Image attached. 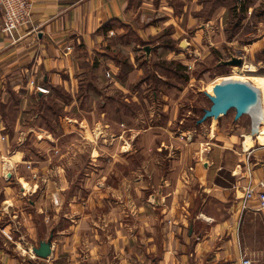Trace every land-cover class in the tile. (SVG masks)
<instances>
[{"label": "crops", "instance_id": "0c3cea01", "mask_svg": "<svg viewBox=\"0 0 264 264\" xmlns=\"http://www.w3.org/2000/svg\"><path fill=\"white\" fill-rule=\"evenodd\" d=\"M231 55L243 59L249 76H264V0H34L33 22L16 40L0 31V264H240L242 256L264 264V208L257 197L243 199L249 181H264V138L257 136L262 125L255 126L251 112L229 108L222 116L233 125L224 131L217 121L204 137H195L203 147L166 129L165 143L154 123L130 125L128 135L123 129L113 133L105 117L91 135L128 138L132 166L129 178L104 175L96 183L107 204L98 215L59 211L53 179L41 190L38 179L19 174L24 154L17 139L54 138L43 127V112L55 89L72 94L69 108L84 89L90 113L96 99L106 107L110 93L147 84L142 75L153 62L178 63L187 84L196 72L225 66L222 60ZM247 81L256 83L264 104L260 85L252 77ZM162 84L165 91L180 85ZM40 88L47 92L38 94ZM209 93V99L215 95ZM174 102L167 100V124L175 119ZM64 118L86 127L82 117ZM112 122L124 125L121 118ZM141 138L152 153L145 164H133V146ZM149 139L155 140L152 148ZM50 233L51 255L37 257L32 247Z\"/></svg>", "mask_w": 264, "mask_h": 264}, {"label": "rangeland", "instance_id": "374dc122", "mask_svg": "<svg viewBox=\"0 0 264 264\" xmlns=\"http://www.w3.org/2000/svg\"><path fill=\"white\" fill-rule=\"evenodd\" d=\"M181 47L184 48L185 45ZM207 65L210 66V63ZM234 67L225 65L214 68L207 73L203 72L202 75L196 72V74H193L192 79L189 76L188 80H186L187 84H183L185 75L181 70H176L173 64L166 60L153 62L142 75L146 79L145 83L147 84L142 86L140 83H135L131 84L132 86L129 85L124 91L110 93L111 100L106 107L101 105L96 99L97 102L94 101L90 113L88 112V92H85L84 89L76 93L75 98H78V100L71 108L65 105L72 98V94L61 89H55L52 100L43 112L45 116L43 127L53 131L54 138L51 139V136L45 137V135L41 137L47 138L43 140H49L48 143L41 142L42 140L39 139V136H42L41 134L37 138L34 137L28 140L17 139L21 142L20 146L24 154V164L20 168L19 174L27 179H38L41 190L45 188L43 181L53 179L55 181L53 190L54 192L56 190L55 193L60 199L55 202V205L59 207V211L80 210L81 212L83 210L88 216L98 215L102 213L107 204L105 202L102 203L98 194L99 186L96 187V183L102 180L104 175L115 180L123 177L129 178L132 159L129 153L130 140L128 138L119 140L109 135L108 138L98 139L91 135L90 130L93 129L92 131L97 132L98 126H103L105 117H109L111 120L110 132L115 133L123 129L127 131L125 133L127 135L129 134L128 128L130 125L143 128L154 123L158 126L156 130L164 132V129H166L173 135L186 134L188 137V139L186 137V141H202L201 145L203 147L204 141L202 138L199 137V140H197L194 139L195 137H204L209 127L214 126L217 121H221L224 131H228L230 125H233L232 119L228 118V116H222L224 114L214 117L208 115L212 102L208 98L207 93L210 91L209 94H213L212 90L217 89L223 80L237 79L247 81L250 78V72H241L244 76L243 79L240 74L234 71ZM169 68L171 69L170 75L164 70ZM201 68L203 69V67ZM246 76L247 78H245ZM162 83L169 85L183 84V91L177 90L180 85L170 91H165ZM153 87L157 90L156 96L153 95ZM124 98L128 101L122 103ZM169 99L175 100L173 103V106L175 105L173 108L175 119L167 124L166 119L168 112L170 113V108L167 106V100ZM249 114L250 116L252 115L251 113ZM65 115L82 117L86 127H78L77 123L74 125L67 123L64 118ZM150 116L153 119L148 120L147 117ZM250 116L247 117V121H250ZM263 116L261 112L260 124L262 126L257 132L260 142L264 138ZM94 117L101 119V125L99 123L93 124L92 120ZM135 117H138L137 121H135ZM119 118L124 121V125L120 126L112 122ZM165 135L167 134L164 132L163 135L160 134L157 138L162 141L164 139L166 143L167 138H165ZM153 141L155 140H148L151 148L153 147ZM143 142L144 140L141 138L134 143L133 147L137 151L133 157V164L136 159L140 165L145 164L149 157L148 154L152 153V150L148 154L146 153L147 148L143 146ZM159 143L161 146V142ZM249 144L250 137L247 136L245 146ZM121 149H126L128 153L121 154L119 151ZM158 157L162 158V156ZM112 170L113 173H111ZM143 170L145 168L142 169L140 167L139 172L146 173ZM134 172L136 171L133 170ZM3 177L5 179L9 178L6 174ZM26 188L29 189L27 186Z\"/></svg>", "mask_w": 264, "mask_h": 264}, {"label": "water", "instance_id": "95a60500", "mask_svg": "<svg viewBox=\"0 0 264 264\" xmlns=\"http://www.w3.org/2000/svg\"><path fill=\"white\" fill-rule=\"evenodd\" d=\"M240 2V0H238ZM182 40L180 45H184ZM144 50L149 55L151 46L146 45ZM227 66L241 67L243 59L239 56L232 55L230 58L222 60ZM214 96H211V106L208 115L211 117L219 114H225L229 108L235 107L238 113L251 112L253 114V123L255 126L260 122L262 111L258 89L249 81H240L237 79L223 80L217 89H213ZM42 90L38 91L41 94ZM153 201L158 204L159 196L152 195ZM52 233L46 238L40 240L38 246L32 247V252L41 258H48L51 255Z\"/></svg>", "mask_w": 264, "mask_h": 264}, {"label": "built area", "instance_id": "2783aa9c", "mask_svg": "<svg viewBox=\"0 0 264 264\" xmlns=\"http://www.w3.org/2000/svg\"><path fill=\"white\" fill-rule=\"evenodd\" d=\"M33 8L34 0H0V31L12 41L16 40L20 30L33 22ZM40 90L47 92L45 88ZM254 197L258 199L259 208H264V181L261 180L255 184L249 181L245 187L243 192L245 202ZM240 264L254 263L250 258L242 256Z\"/></svg>", "mask_w": 264, "mask_h": 264}, {"label": "bare ground", "instance_id": "6f19581e", "mask_svg": "<svg viewBox=\"0 0 264 264\" xmlns=\"http://www.w3.org/2000/svg\"><path fill=\"white\" fill-rule=\"evenodd\" d=\"M251 64V63H250ZM235 69H234V71H236L238 74H241V72H243V71H246L244 68H242V67H234ZM250 70V69H249ZM256 71V70H255ZM252 74V73H251ZM242 75V74H241ZM243 76V75H242ZM250 77H252L259 85H260V87H261V97H262V94L264 93V76H250ZM245 78H247V76L245 77ZM256 84V83H255ZM254 84V85H255ZM264 95V94H263ZM264 97V96H263ZM263 99V98H262ZM263 101V100H262ZM261 100H260V102H262ZM261 107H262V113H263V115H264V104L263 103H261ZM263 120H264V116H263Z\"/></svg>", "mask_w": 264, "mask_h": 264}, {"label": "trees", "instance_id": "16d2710c", "mask_svg": "<svg viewBox=\"0 0 264 264\" xmlns=\"http://www.w3.org/2000/svg\"><path fill=\"white\" fill-rule=\"evenodd\" d=\"M169 63H171V64H173V66H175V68H176V70L178 69L179 71L181 70V68H180V65L177 63H174V62H169Z\"/></svg>", "mask_w": 264, "mask_h": 264}]
</instances>
